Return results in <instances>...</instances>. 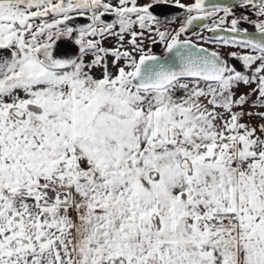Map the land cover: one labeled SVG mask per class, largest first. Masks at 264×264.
Returning <instances> with one entry per match:
<instances>
[{
    "label": "snow or ice",
    "instance_id": "snow-or-ice-1",
    "mask_svg": "<svg viewBox=\"0 0 264 264\" xmlns=\"http://www.w3.org/2000/svg\"><path fill=\"white\" fill-rule=\"evenodd\" d=\"M0 264H264V0H0Z\"/></svg>",
    "mask_w": 264,
    "mask_h": 264
},
{
    "label": "rangeland",
    "instance_id": "rangeland-1",
    "mask_svg": "<svg viewBox=\"0 0 264 264\" xmlns=\"http://www.w3.org/2000/svg\"><path fill=\"white\" fill-rule=\"evenodd\" d=\"M155 50H156L158 53L161 51V49H160L159 47H157Z\"/></svg>",
    "mask_w": 264,
    "mask_h": 264
}]
</instances>
